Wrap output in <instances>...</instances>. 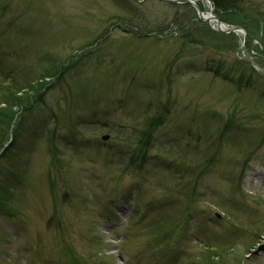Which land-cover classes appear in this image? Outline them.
<instances>
[{"label": "rangeland", "instance_id": "rangeland-1", "mask_svg": "<svg viewBox=\"0 0 264 264\" xmlns=\"http://www.w3.org/2000/svg\"><path fill=\"white\" fill-rule=\"evenodd\" d=\"M239 1L226 34L170 0H0V204L25 180L0 264H264V0Z\"/></svg>", "mask_w": 264, "mask_h": 264}, {"label": "trees", "instance_id": "trees-1", "mask_svg": "<svg viewBox=\"0 0 264 264\" xmlns=\"http://www.w3.org/2000/svg\"><path fill=\"white\" fill-rule=\"evenodd\" d=\"M179 1H185V0H179ZM208 1L211 4V7L213 9V13L218 17V19L223 24H225L227 26H230V27H232V26H234V27L241 26L242 25V22H244L245 19H249L247 17V15L243 13V9H242V6H241V2L239 0H208ZM207 33H209L210 35H212L214 38L215 37H219V41H221V42H228L229 44H232L233 46L236 45L237 39H236V36L233 35V34H231V35H223V34L215 33L212 30H207V32L204 33V35H206ZM216 39H218V38H216ZM191 42L192 43H198L195 38L193 40H191ZM56 71H58V70H56ZM54 73H55V70L53 71V69H51L49 71V73L48 72L46 73V76L48 77L49 75H53ZM215 75L218 76L217 70L215 71ZM12 84L13 83H11V85ZM18 84L19 83H16V85H13V87L17 88L18 91L23 90L22 88L18 87ZM26 87L28 88V85ZM37 91H39V90H37ZM28 99H29V97L28 98L26 97V98L22 99L21 102L19 103V106L18 107L20 108L22 105L27 104ZM7 110H11V107L8 106V109ZM14 117H15V113H12L11 116H10V119H9L8 128L10 127V124L13 121ZM76 126H77V124L75 125V127ZM105 127L108 128L109 127V124L107 123L105 125ZM7 131H8V129H7ZM118 136L119 135H116V137H118ZM149 138L150 137H147L145 134H143V133L141 134L140 141L138 142L141 150H142V148H143V150H146V149L149 150V148H150V146L152 144V142L149 143ZM13 142H14V138H13L12 142L7 146V148L3 151V153L0 155V157H2L3 155L6 154L7 150H9L11 148V146L13 145ZM4 143L3 144H0V150L2 149ZM50 153H51V160H55V158H56L55 156L57 154V149H54ZM140 153H141V151H139L138 154L137 153H132V155L129 156V162H128L129 163V166L128 167H130V166L131 167H135L137 165H140V167H141V166H143L145 164V162L147 160V156H145V154L144 155H140ZM16 181H17V184L18 185L21 184V180L20 179L17 178ZM49 183H50V188L52 189L53 184H52V182H49ZM7 192H8V194H10L9 193V188H8V191ZM6 196H7V194L5 193L4 194V198H5L4 200H6L8 198ZM1 206L4 208V204L1 205ZM1 206H0V208H2Z\"/></svg>", "mask_w": 264, "mask_h": 264}, {"label": "water", "instance_id": "water-1", "mask_svg": "<svg viewBox=\"0 0 264 264\" xmlns=\"http://www.w3.org/2000/svg\"><path fill=\"white\" fill-rule=\"evenodd\" d=\"M171 3H177V4H191L194 9L196 10L197 14H198V17L202 20V21H209V20H213L215 22V26L216 28L218 29L217 31L219 32H223L222 28H225L224 32L226 34L228 33H233V32H241L242 30L238 29V28H226L225 26L222 25V23L219 21V19L215 16V15H212L211 16V19L210 17H205L203 16L199 11L198 9L196 8V6L193 4V2H191V0H187V1H175L174 0H170Z\"/></svg>", "mask_w": 264, "mask_h": 264}, {"label": "bare ground", "instance_id": "bare-ground-1", "mask_svg": "<svg viewBox=\"0 0 264 264\" xmlns=\"http://www.w3.org/2000/svg\"><path fill=\"white\" fill-rule=\"evenodd\" d=\"M209 15V14H208ZM260 253H261V257L264 258V249L260 250ZM259 253V254H260Z\"/></svg>", "mask_w": 264, "mask_h": 264}]
</instances>
